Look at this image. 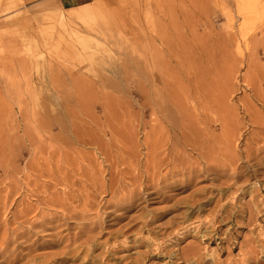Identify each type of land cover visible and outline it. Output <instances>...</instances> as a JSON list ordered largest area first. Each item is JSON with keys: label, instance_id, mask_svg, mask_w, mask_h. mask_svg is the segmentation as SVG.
Wrapping results in <instances>:
<instances>
[{"label": "rangeland", "instance_id": "1", "mask_svg": "<svg viewBox=\"0 0 264 264\" xmlns=\"http://www.w3.org/2000/svg\"><path fill=\"white\" fill-rule=\"evenodd\" d=\"M263 36L264 0H85L70 11L0 0V264H264V104L243 82L264 87ZM155 60L171 75L178 60L228 75L229 149L209 167L189 146L167 153L178 136L151 116ZM104 114L121 128L112 146V131L104 146L92 139ZM208 115L196 139H223ZM28 132L44 161L26 151ZM25 208L52 214L30 252L36 236L11 239L32 229Z\"/></svg>", "mask_w": 264, "mask_h": 264}, {"label": "bare ground", "instance_id": "2", "mask_svg": "<svg viewBox=\"0 0 264 264\" xmlns=\"http://www.w3.org/2000/svg\"><path fill=\"white\" fill-rule=\"evenodd\" d=\"M264 38V36H263ZM260 41V38L258 39ZM257 40V41H258ZM258 41V42H259ZM263 42H264V39H263ZM156 55V54H155ZM263 55H264V51H263ZM158 59V58H157ZM207 60V59H206ZM194 61H197V60H194ZM262 63V62H261ZM178 64H179V69L180 71H176L174 73V75L172 74H167L166 72L163 73L165 71L164 67H161L160 65V62L158 60H155L154 61V74L151 78V89H152V92H150L153 96V99H152V102H153V108L151 110V116H154L156 117V119H158L159 121H156V124H160V123H164V125H166L167 127H170L172 128V133H175L177 136H178V139L176 141H172L170 140V147H167L166 148V151L167 153L172 150L175 146V144L177 143V145L179 146V149L182 150L183 147H186V146H189L192 151L197 155V157L199 159L202 160V165L203 163L205 164L204 166L206 167H209L208 166V163L210 162H215L217 161L218 158H220L222 155H223V151L229 149L228 148V145L226 146V144L222 143L224 142L223 140L227 137V128H228V122H227V116H228V113L226 112V107H224L223 105V101L225 99V92L227 93V87H225L228 83H227V78H228V75H225L226 78H219V73L218 72H210L209 75H202L200 71H202V68H201V62H191L190 63V67L188 68L186 66V69L184 68V65L180 62V60H178ZM153 71V70H152ZM219 71V70H218ZM196 72H198L196 74ZM171 73V72H170ZM254 74V73H253ZM264 74V73H262ZM219 76V77H218ZM257 76V74H256ZM255 77V76H254ZM260 77H263V76H260ZM252 77H250V79H247V76L244 77V80L243 82L245 81L246 85L250 88V93L252 94V96L254 97V100L257 101V102H260L261 104H264V87H262L261 84H257L255 83L253 80ZM257 79V77H256ZM258 79H260L258 77ZM264 82V80H263ZM246 86V87H247ZM250 94V95H251ZM151 97V96H150ZM152 98V97H151ZM144 99V98H143ZM253 99V98H252ZM151 101V99H150ZM103 104V107L100 108L101 111H103L104 113H106V108H108V102H102ZM151 103V102H149ZM226 103V102H225ZM248 104V103H247ZM226 105V104H225ZM151 106V104H150ZM244 106H246L245 104L243 105V108ZM248 107V106H247ZM251 108V106H249ZM148 108V107H147ZM249 109V108H248ZM248 109L245 110V112H247L248 114ZM249 112H250V109H249ZM212 113V117H213V114L215 115L216 117V121L219 122V125H220V128L221 130L223 131V139H218V140H214L213 138H209V134L207 136L204 135L205 139L204 141H201L200 140H197L196 137H195V133H197V135L199 136V132L196 131L194 129V124L195 122H198L199 124H203V125H206L211 121V118L209 117L208 114ZM107 114V113H106ZM104 114V117L102 118H96L94 117L93 118V123L95 124V127L98 128V131L101 135H98L97 132L95 136L98 137V139L95 137L92 138L95 140V142L97 144H102L103 145V142L104 141H101L103 140L100 136H106L107 135V131H112V134L110 135V137L107 139L106 142L110 143V145L112 146V142L115 140V142L118 143V138H120L121 136L119 135L121 132H120V127L118 126V122H114L116 120V118H112V116L110 115H106ZM176 118V119H175ZM92 120V119H91ZM177 120V121H176ZM155 121V119H154ZM215 122V121H213ZM216 123V122H215ZM86 126V125H85ZM156 127V125H155ZM165 128V127H164ZM201 128V127H200ZM166 129V128H165ZM209 129V128H208ZM97 130V129H96ZM204 130V129H203ZM206 130V129H205ZM29 131V130H28ZM158 131V130H156ZM162 131V130H161ZM167 131V130H166ZM200 131V130H199ZM213 131V130H212ZM26 132V131H25ZM153 132V131H152ZM159 132V131H158ZM207 132V131H206ZM205 132V133H206ZM211 132V131H210ZM38 133V132H37ZM209 133V132H208ZM215 133V132H213ZM34 134V133H33ZM78 131H75L74 132V136H75V140H77L76 138L78 137ZM91 135V134H90ZM155 135V134H153ZM213 135V134H212ZM48 136V135H47ZM55 136V135H54ZM73 136V135H72ZM129 136V134H128ZM162 136V135H161ZM216 136V135H215ZM217 136H219V134L217 133ZM216 136V137H217ZM25 137L26 139H28L27 137H30V134L29 132L27 134H25ZM49 137V136H48ZM61 137V136H60ZM164 137V136H162ZM47 138V137H46ZM100 138V139H99ZM128 138V137H126ZM161 138V137H160ZM159 138V139H160ZM199 138V137H198ZM219 138V137H217ZM51 141L52 140H57V136L55 137H50ZM81 139V138H80ZM156 139V138H155ZM169 139V138H168ZM58 140H59V137H58ZM62 140V138H61ZM85 140V139H84ZM118 140V141H116ZM131 140V139H129ZM30 144V148L29 149H26V151L28 150L29 154L31 156H33V158H35L37 155L41 156L39 157L40 159L43 160L42 156H43V153H45V151H43L38 144H36L33 139H28L27 140ZM64 141V139L62 140V142ZM83 141V140H82ZM154 141V140H153ZM226 141V140H225ZM66 142V141H65ZM86 142H87V139H86ZM120 142V141H119ZM128 142V141H127ZM156 142V141H154ZM162 142V141H160ZM230 142V141H229ZM81 143V141H80ZM85 143V142H84ZM88 143V142H87ZM166 143V142H165ZM228 143V142H227ZM232 143V142H231ZM28 144V145H29ZM83 144V143H81ZM151 144V143H150ZM167 144V143H166ZM96 145V144H95ZM114 145V144H113ZM152 145V144H151ZM163 145V144H161ZM27 146V145H26ZM100 146V145H99ZM104 146V145H103ZM153 146V145H152ZM155 146V145H154ZM151 148V147H150ZM158 148V147H157ZM13 149L15 150V152L13 151V153H15L16 155V147H13ZM165 150V148H163ZM45 150V149H44ZM59 150V149H58ZM63 150H66V149H62L61 150V153ZM68 150V149H67ZM66 150V151H67ZM153 150V148L151 149ZM157 151V149H155ZM160 150V149H159ZM162 150V151H164ZM177 150V149H176ZM55 151V150H54ZM191 151V152H192ZM23 152V151H22ZM27 152V153H28ZM52 152V151H51ZM48 153L49 155L45 156V157H49L50 158V155L51 156H54V153ZM58 152V151H57ZM64 152V151H63ZM177 152V151H176ZM47 153V152H46ZM45 153V154H46ZM65 153V152H64ZM164 153V152H163ZM178 153V152H177ZM185 153V152H184ZM184 153H183V157H184ZM26 154V153H25ZM158 154V153H157ZM156 154V155H157ZM175 154V152H174ZM182 154V153H181ZM59 155V154H58ZM161 155V153H160ZM13 156V155H12ZM19 156V155H18ZM62 156V155H61ZM226 156V155H225ZM56 157H57V154H56ZM172 157V156H170ZM178 157H180V154L178 155ZM38 158V159H39ZM61 158V157H60ZM63 158V156H62ZM64 158H69L68 157V154L65 153L64 155ZM177 158V156H176ZM157 160H159V155H158V158L156 156ZM168 159V158H166ZM165 159V160H166ZM181 160V158H179ZM186 159V157H185ZM184 159V160H185ZM15 160V159H14ZM45 160V159H44ZM43 160V161H44ZM161 160V159H160ZM178 160V161H180ZM34 161V160H33ZM36 161V160H35ZM34 161V162H35ZM58 160H56L57 162ZM61 161V159H60ZM64 161V160H63ZM156 161V160H155ZM177 161V162H178ZM186 161V160H185ZM38 162V161H37ZM55 162V163H56ZM59 162V161H58ZM67 162V161H66ZM168 162V161H167ZM184 162V161H183ZM182 162V163H183ZM15 163V162H14ZM63 163V162H61ZM65 163V161H64ZM159 163V161H158ZM37 164V163H35ZM32 163L26 166H28V168L31 170V169H35L33 170L36 174H39L41 169H43L44 167L40 168V166L38 167L37 165H35ZM45 164V163H44ZM60 164V163H59ZM155 164V163H154ZM157 164V163H156ZM155 164V165H156ZM181 164V163H180ZM184 164V163H183ZM182 164V165H183ZM187 164V163H186ZM16 165V164H14ZM39 165V163H38ZM52 165V164H51ZM174 165V164H173ZM176 165V164H175ZM178 165V164H177ZM191 165V164H190ZM210 165V164H209ZM12 166V165H11ZM36 166L37 168H39L38 170H36ZM145 166V165H144ZM143 166V167H144ZM179 166V165H178ZM203 166V167H204ZM47 167V166H46ZM186 167V166H185ZM56 170L57 172L59 173V170H60V166H58V164H56ZM179 168V167H178ZM184 168V167H183ZM17 169V167H16ZM51 169V168H50ZM155 169V168H154ZM153 169V170H154ZM45 170V169H44ZM54 169H52L51 171H53ZM62 170V169H61ZM181 170V169H180ZM212 171H214L213 169H211ZM31 171V172H33ZM42 171V170H41ZM48 172L49 175H51V171L48 169L46 170ZM63 171V170H62ZM157 171V169H156ZM179 171V170H178ZM186 171V170H185ZM54 172V171H53ZM56 172V171H55ZM56 172V173H57ZM15 173V169L12 168L11 169V177L14 175ZM55 173V174H56ZM10 175V172L8 173ZM33 174V173H32ZM54 173H52L53 175ZM60 174V173H59ZM147 174V173H146ZM40 175V174H39ZM54 176V175H53ZM15 177V176H14ZM30 177V176H29ZM29 177H25L24 180H27L26 178L29 179ZM43 177V175H42ZM31 178V177H30ZM36 178V177H35ZM38 178V176H37ZM65 179V178H64ZM30 180V179H29ZM11 183L8 184V186L5 188V200L8 198L10 201L11 198H13L14 195H16L18 192V189H17V181L14 180V178H11ZM34 181V180H33ZM65 181V180H64ZM32 183V182H31ZM35 183V181H34ZM28 184V183H26ZM47 184V183H46ZM43 185V186H46ZM72 184V183H71ZM38 185V184H36ZM42 185V184H41ZM40 185V186H41ZM45 188V187H44ZM2 189V188H1ZM46 190V189H45ZM3 191V190H2ZM44 191V190H43ZM47 191V190H46ZM2 193V192H1ZM37 193V192H36ZM1 195V194H0ZM20 195V194H19ZM38 197H36L37 199ZM1 199V198H0ZM45 199V197H44ZM56 199V198H54ZM67 199V198H66ZM47 200V199H46ZM62 200V199H61ZM8 201V200H7ZM9 201V202H10ZM55 201V200H54ZM66 202V200L64 201ZM56 203L60 204L59 201H55V202H52V203H49V202H45V203H42L43 207H48V205H56ZM27 204V203H26ZM65 204V203H64ZM63 204V205H64ZM67 205V203H66ZM65 206V205H64ZM21 207V206H20ZM26 207V206H25ZM67 207V206H66ZM27 208V207H26ZM26 208L24 210V212L22 211V213H24V215L22 214V217H20L19 219L21 220V218H26L25 216H27V219L26 221H24L25 224H28L30 225V227L33 229L34 227L39 230L37 231L36 229L30 232H22V233H17V232H11V239H20V237H33V236H36V238L32 241H30V246L28 247V250L33 248V247H36L37 245V242L38 240L41 238V233H44L46 232L45 229H51L49 226H46L47 223H51L50 222V217H52L50 214L48 217L44 218L43 216V213H44V208L43 209H38V208H34L33 211H27L26 212ZM30 208V207H28ZM27 208V209H28ZM40 208V207H39ZM63 209V208H62ZM67 209V208H66ZM20 210V209H19ZM29 210V209H28ZM68 210V209H67ZM49 211V210H48ZM26 212V214H25ZM12 213V212H11ZM46 213V212H45ZM49 213V212H48ZM47 213V214H48ZM30 214H33V216L31 218H28V215ZM46 214V215H47ZM66 214V212H65ZM16 215V214H15ZM45 215V214H44ZM45 215V216H46ZM12 217V216H11ZM16 217V216H15ZM14 217V218H15ZM18 217V216H17ZM63 217V216H61ZM4 218V217H3ZM40 218L41 221L40 222H37L36 220ZM69 218V217H68ZM16 219V218H15ZM14 219V220H15ZM17 221H19L17 219ZM23 221V220H22ZM1 222V221H0ZM47 222V223H46ZM6 223V222H5ZM23 223V224H24ZM19 225L22 224V223H18ZM3 225V224H2ZM48 225V224H47ZM54 227V226H53ZM2 229V228H1ZM0 229V230H1ZM21 229V228H20ZM3 230V229H2ZM6 231V232H5ZM4 232L7 233L8 230H5ZM16 231V230H14ZM20 232V231H19ZM32 235H31V234ZM5 236V234H3ZM7 235H10L9 233L6 234ZM3 238V237H2ZM8 238V237H7ZM7 238H3V243H1V247L5 246V244H8L7 243ZM10 238V237H9ZM14 239V240H15ZM29 239V238H28ZM26 239V240H28ZM9 240V239H8ZM13 240V241H14ZM10 242V241H8ZM3 251V252H2ZM7 250L3 248H1V252L0 254L6 252ZM30 252V250L28 251ZM9 253V252H7ZM29 254V253H28ZM3 255V254H2ZM22 255V254H21ZM27 255V253H26ZM9 256V255H8ZM17 258V257H16ZM25 258V257H24ZM45 259V262H49L51 264V261L53 260L54 256L53 255H48V256H44L43 257ZM2 259V258H1ZM14 259V258H13ZM12 259V260H13ZM22 259V258H21ZM2 261V260H1ZM14 262L17 261V260H13ZM4 262V261H2ZM12 262V261H11ZM20 262V261H19ZM31 262H35V261H31ZM40 263V261H39ZM13 264V263H11ZM16 264V263H15Z\"/></svg>", "mask_w": 264, "mask_h": 264}, {"label": "crops", "instance_id": "3", "mask_svg": "<svg viewBox=\"0 0 264 264\" xmlns=\"http://www.w3.org/2000/svg\"><path fill=\"white\" fill-rule=\"evenodd\" d=\"M85 2V0H22L23 5H32L33 7H38L41 5L43 7H59L62 9H67L68 11L78 8Z\"/></svg>", "mask_w": 264, "mask_h": 264}]
</instances>
